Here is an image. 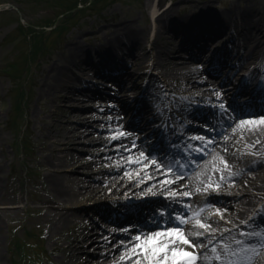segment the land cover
Returning a JSON list of instances; mask_svg holds the SVG:
<instances>
[{"label":"rangeland","instance_id":"obj_1","mask_svg":"<svg viewBox=\"0 0 264 264\" xmlns=\"http://www.w3.org/2000/svg\"><path fill=\"white\" fill-rule=\"evenodd\" d=\"M203 4H209L210 10L215 12H226L232 6L241 10L245 6H253L257 10L255 14L253 13L254 18L258 16V10H264V0H0V264H67L71 258V251L66 246L76 231V221L82 220L91 222L90 234H93L94 237L92 242H83L81 245L85 244V248L80 251H91L95 254L82 264H98L93 262L98 251L111 250L113 254H116L118 251L114 252L111 248L120 243L117 242V237L113 238L114 235L111 232L116 229V226L109 223L110 221H106L104 216L113 217L117 213L116 211H125L139 197L141 199L145 196L170 199L165 192L133 197L116 195L113 198H105L103 196L97 200L79 201L69 207L72 209L77 207L78 211L76 209L73 214H70V211L67 214L65 211L69 223L60 224L59 227L55 225L53 219L58 216L57 212L54 213L57 211L54 209L55 207L41 208L42 203L40 201L50 195H56L54 185L47 178V167H50L66 184L74 176L86 180L84 175L90 176L86 180L89 181V184L102 185L105 183L106 181L102 177L92 178V175L96 174L92 168L93 165L89 168H83L75 164L76 170L68 171V163L72 156L89 162L102 144L104 147H116L118 149L117 152L110 155V158L115 157L117 160L110 168H113V172L105 174L106 177L118 175L121 171L125 172L139 165V163H126L122 159L126 153L125 149L133 151V143L136 142L135 136L141 135L139 131H130L131 134L127 139L124 136L123 146H121L118 138L113 140L111 139L112 136H106L114 130L115 126L122 128L121 124L123 122L125 124L127 117H130L127 114L124 117L119 115L121 112L117 111L119 103L131 105L133 103L131 101L138 95V92H144V90L147 92L148 89L151 92H159L162 97L161 100L151 101L152 103L147 102V105L144 106V112L147 113L146 118L156 119L158 124V113L164 108H161L162 102H170H167L166 99L168 94L172 93L171 89L174 86L169 80L170 75L167 73V69H169L167 59H171L176 65L178 63L175 61L178 59L192 62L193 68L198 70L197 77L199 76L195 81L192 80L189 83L191 87H199V89L187 93L179 92L177 93V101L170 103L171 106H177L166 111L171 113L168 115L171 116L170 118L174 123H180L181 126H184V121L180 122V119L189 122L192 114L188 102L196 99L198 97L196 95H202L208 91L211 96H215L212 98V102L217 103L223 115L230 117L231 120L254 118L257 115L264 118V113L232 115L231 109L229 110L225 106V102L229 101L227 98L231 96L232 92L230 91L232 87L229 86L231 84L230 79L226 78L225 74L223 81L218 83V77L205 73L207 64L203 62V59L207 55H205L204 47L199 54L197 51L189 50L195 47L194 43L200 44L202 39L195 37L192 45L193 41L190 36L184 34L188 32L184 26H173L174 30H172L169 26L171 17L161 13L162 8L172 5L171 14L173 16L194 15L201 11L200 8ZM153 10H155L154 15ZM219 21L218 18H207L205 19L206 24L197 28L200 30H209L210 27L217 28L212 33V39L217 40L212 44V50L209 53L214 50L217 52L220 47H226L224 55L231 57L226 60L227 63L222 65L221 72L222 74L226 72L231 79H235L232 78L233 75L237 77V74L245 68L244 65L237 64L241 59L248 61L254 50H246L244 46H237L235 49V44L229 45L231 42L228 43L226 38L234 39L235 35L242 34L241 29L236 25L219 28ZM195 24L191 30L194 29ZM121 26L139 31L137 40L135 39L133 42L135 50L131 55L122 53L125 48H117V51L112 53L111 60L117 59L118 62L111 61L110 66L113 67V70L116 68L122 70L121 80L112 79L117 77L115 76L117 71L113 75L115 77L104 76L101 79L95 70L91 71L89 67L81 65V63L77 67L71 66L70 71L66 73L74 76H85L84 79L89 82H87L89 88L104 89L109 92L110 97L105 95L98 98L94 97L90 91L89 93L85 91L84 94H87L84 95L82 101L76 103L77 91L62 89L54 91V97L44 98L42 88L48 77L50 59L60 63L68 58L70 61L74 58V50H70L73 43L78 49L79 47L97 46L104 43L106 37L111 36V31L119 29ZM177 29L178 31H176ZM156 32L163 33L162 39L166 40L167 43L162 45H160L162 42L154 43L153 38H155ZM261 32H263L262 36L258 40L263 42L264 31L261 30ZM240 38L242 37L240 36ZM224 42H227V45ZM166 46L172 52H168V55L158 52L160 47L166 48ZM235 50L238 51V55ZM86 54L89 61L93 63L96 58H100L89 51ZM189 54L191 57L188 56ZM81 58H84L83 54H81ZM98 61L100 62V60H96V63ZM126 73H133V80L125 78L124 74ZM200 77L210 81L200 80ZM110 79L112 81H108ZM75 82L72 81L73 85H76ZM67 86L64 85V87ZM123 91H126L127 94H124ZM217 93L220 94L219 98H217ZM113 94L120 100L112 99L110 101L108 98H113ZM97 98L100 102L102 98H106V101H109L110 106L118 113H114L115 115H110L108 118L105 117V119L98 117L104 107L100 105V102L93 105ZM220 103L224 104L225 107L221 108ZM149 105H151L150 109ZM178 105L181 108H178ZM237 106L241 107V105ZM68 113H73L75 116L68 117ZM90 113L98 114V118L87 121L86 116ZM156 120L152 122L156 123ZM67 121L70 122L69 125ZM138 121L141 122V119ZM229 125L230 122L225 125L223 123V127L215 133L213 137L215 143L223 142L221 140L226 134L220 135V133H224ZM73 130L76 131L77 138L69 144H65L64 142L67 141ZM190 130V127H186L183 132L186 134ZM192 134L196 135L195 137H201L199 133ZM231 135L232 140L229 137L226 142L228 149L226 154L230 157L245 153L250 154L248 151H251V147L246 140V135L242 132H234ZM106 139L108 140L106 141ZM146 139L147 137L143 138L142 141L144 142ZM44 140H46V145L41 143ZM139 144L141 145V143ZM50 148H55V150L51 151ZM145 156L149 157L148 155ZM148 160L143 162L146 163ZM151 168L156 170L155 165ZM242 172L246 174L245 177L249 176L246 184L257 183L260 181L259 179L264 178V161L249 163L242 169ZM134 177L136 176L134 175ZM238 177L237 175V177L229 180L236 183ZM255 183L252 184V188ZM84 189L86 188L79 187L65 197L69 198V201L77 200L78 195ZM254 193H258L255 199L259 196V199L254 202L256 205L246 212L244 210L247 208H242L240 217H235L236 214H234L236 204H227L232 200H239L242 196L239 191L222 192L219 190L218 192L203 194L200 196L201 199L213 198L200 207L198 212L202 213V216L199 219L217 229L214 234L215 239L219 237L217 234L222 233L226 226H235L234 230H236L237 225L235 224H238L242 219L244 220L248 215L260 213L261 209H264V190L254 189ZM59 198L58 201L63 202L62 197ZM186 198L182 197L178 202L187 205L189 199ZM174 202L176 201L174 200ZM112 207L115 208V213L110 214L109 210H112ZM201 209H203L202 212ZM217 209L223 213V220L214 214ZM209 213H213V215H209ZM183 217L189 220L187 223L189 227L193 226L194 219L192 218L194 216L184 213ZM165 229L166 227H163L161 231ZM210 237L212 238L206 233L203 237L197 238L202 242ZM96 245L97 247H95ZM126 246H128V242L124 245V247ZM258 257L260 258L254 264H263L264 253L263 255L259 254ZM109 258L110 255H105L103 262L112 264ZM129 262L126 261L125 264Z\"/></svg>","mask_w":264,"mask_h":264},{"label":"bare ground","instance_id":"obj_2","mask_svg":"<svg viewBox=\"0 0 264 264\" xmlns=\"http://www.w3.org/2000/svg\"><path fill=\"white\" fill-rule=\"evenodd\" d=\"M202 7L200 8L201 11H199L198 13L194 14V15H184L181 17H176L173 16L172 13V5H168L164 8H162L161 13L162 14H168L171 17V21L169 20L170 23V27L172 30H174L172 27L174 26H184V28L186 29V36H190V39L194 40L195 37H200L202 39V41H200V43H202V45H200V47H198L197 52L199 54V52L202 50L203 51V47L205 50H208L212 44H214V42L217 39H212L213 37V32L217 30L216 27H210L209 30L207 29H202L200 30V28H197L199 25L204 26L206 24L205 19L207 18H218L219 21V28L221 26H230V25H236L238 28H240L241 33L239 36L235 35L234 41L233 42H237L238 45H234L235 49L237 48V46H240L244 48H246V50H250L253 49L254 53L252 54V56L249 58L248 61H246L245 59H241L240 56V61L237 65H246L245 66V70L247 68H249L251 65L256 64L255 67L256 68H260L259 66H257V60L260 57V55L262 53H264V41H259V37L262 36L261 30L264 31V10H258L259 14L257 17H253V13L255 14V11H257L256 9H254L253 6H245L244 9H238L235 7H231L228 11H223V12H215L210 10V5L209 4H203L201 5ZM155 10H153V15H154ZM159 12V11H158ZM199 19V20H198ZM217 22V21H216ZM195 27L193 30H191V28L194 26ZM184 29V31H185ZM189 29V30H188ZM252 30V31H251ZM178 31V29L176 30ZM250 31V32H248ZM139 31H136L134 29H130L129 27L126 28V26H121L119 27V29H114L113 31H111V36L110 37H106L105 38V42L101 43L97 46H93V47H79V49L74 45H71L70 50H74L73 52V56L74 58L71 59L70 61H68V59H65V61L63 62H55L51 60V65L49 67L48 70V77L47 80L44 82V87L42 88V91H44V98L45 99H49L51 97H54V91H60V90H67V91H77L78 95L75 98V102L79 103L82 101V99L84 98V91H87V79L85 80L84 78H86L85 76H74V75H68L66 74L68 71H70L71 66H79L80 63L81 65H85L86 67H89V69H91V71L93 70H99V69H104L105 67H108V65L104 62V60H106L107 58L111 57L114 53L116 52L117 48H125L124 50H122L124 55H131L133 53L134 49V45L133 42L139 35L138 33ZM163 33H159L156 32L155 34V38H153L154 43H161L165 44L167 43L166 40H163ZM188 36V37H189ZM240 36L242 38H240ZM223 38V37H221ZM200 39V40H201ZM209 40V41H208ZM229 41L232 40L231 37H229L228 39ZM125 41V42H124ZM232 42V43H233ZM221 50L217 53L218 54V61L215 62L213 68L216 70L218 68H221V63L224 62V57H221V55L224 52V48L221 47ZM204 50V51H205ZM223 50V51H222ZM87 51L95 53L97 56L100 57V60L102 62H100V64H95L91 61H89V58L87 57ZM230 51H233L232 49H230ZM159 53H164L166 55H168V52H172V50L170 51V49H168V47H160ZM236 54L238 55V51H236ZM113 53V54H112ZM259 53V54H258ZM81 54H83L84 58H81ZM80 56V57H78ZM189 57H191L190 55H188ZM122 57V56H121ZM212 57V56H211ZM102 58V59H101ZM252 58V59H251ZM121 60V58H120ZM107 61V60H106ZM175 62L178 63V65L173 64V62L171 61V59H167V65L169 66L168 70V74L170 75L169 80L172 81V83L174 84L173 86V91H183V92H189V91H196L197 89H199V87H191L190 86V82L192 80H196L198 77V70H195L193 68V64L192 62H188L186 60H181L178 59ZM123 63V62H122ZM123 68V66H122ZM122 71V70H121ZM121 71H119L117 73V80H121ZM197 71V72H196ZM242 72V71H241ZM240 72V73H241ZM97 73V72H96ZM239 73V74H240ZM120 74V75H119ZM228 74V73H227ZM124 77L129 78L131 80H133L134 78V74L133 73H126L124 74ZM196 77V78H195ZM120 78V79H119ZM234 78V77H232ZM256 75L252 72L249 73L247 80L250 82L251 81H257L259 82L258 79H255ZM204 78L200 77V80H203ZM168 80V81H169ZM72 81H76V85H73ZM206 81H210V80H206ZM78 83V84H77ZM89 83V82H88ZM67 86V87H64ZM242 88H244V85L241 86V89L239 90V92L236 95H239L242 93ZM136 89V87H135ZM136 91V90H135ZM143 92V91H142ZM140 91V93L138 92V96H136L133 100L136 102H141V106L138 107V111L142 110V103L144 100L147 99H155L157 97V93L154 94L155 92H151L149 89L147 90V92L144 90V92L142 93ZM124 94H127L126 91H123ZM213 94V93H212ZM244 96V95H243ZM63 97V96H62ZM211 97L210 92H204L202 93V98L201 101L204 102L206 99H209ZM99 98V97H98ZM95 100L93 102V105H97L99 104L100 101ZM172 100H175V97L172 96L171 97ZM252 101V99H251ZM91 103V102H89ZM47 105V104H46ZM45 105V107H46ZM100 105H102V107H106L109 108L110 102L106 101V98H102V101L100 102ZM87 106V105H86ZM48 111V110H47ZM236 113H241L240 109L235 110ZM102 112L100 113V115L98 117L104 118L109 116V112H111V108L109 110V112ZM98 114L96 113H90L87 114V121L89 120H93L98 118L97 117ZM70 116H75V114H71L68 113V117ZM237 116V115H234ZM100 118V119H101ZM248 119H260L259 117H254V118H248ZM248 119H242V120H248ZM102 120V119H101ZM242 120H231L230 119V125L227 126L224 135L226 134L225 137H227V139H225V137L223 138V142H219L216 144V146L214 145L212 152L208 155V157L206 158V160L204 162H202L199 166V170L198 172L190 179L185 180L184 182H176V185L173 184H168V185H161L160 181L163 180H174L171 179V177L167 176V175H162L159 174V172L154 171L153 168H151L152 165H150L147 169L140 171L143 168V164H147L145 162L139 163L138 166H136L135 168L129 169L128 171H121L120 174L118 175H114L111 177H106L105 174H108L110 172H113V168L110 169L113 164L115 163V161L117 160V158H110V155L117 152L118 149L115 148H110V147H104L103 144L95 151L94 153V157L91 161L89 162H84L81 158L76 157V156H72L69 160L68 166L69 169L68 171H73L76 170L77 167H75V164H78V167H83V168H89L93 165L92 168H94V170L96 171L95 175H92V178L96 179L97 177L99 178H104L106 181L105 183H103L102 185L99 184H89V181H86L89 179L90 176H85L86 180H83L81 177L79 176H74L72 177V179H69L68 184L64 183L63 181L60 180L59 176L50 168L47 167L48 170V174H47V178L50 180L51 184L54 185L55 187V191H56V195L52 196H48L45 199L40 200L42 205L41 208H45V209H49V208H54L57 211H54V213L57 212L58 216L57 218H53L54 219V223L56 226L59 227V225H63L64 223H69V218L67 217L68 211H70V214H73L74 212H76L75 210L77 209V207L69 208L71 206H73L74 204H76L79 201H85V200H97L100 199L101 197L105 196V198H113L116 195H124L127 197L131 196H136V195H144V193H147L148 188H152V191L155 193H165V192H170V191H176L177 193H181L184 190H186L187 192H190L191 195L188 196L190 198V200H192V202H197L200 200V196L203 194H207L209 192H218L219 190H221L222 192H227L231 190H236L239 191L240 193H242V196H240L238 201H234L232 200L230 203H227L228 205L230 204H236V208L234 209V214H236L235 217H240L241 213H242V208H247L244 211L246 212L248 209H252L256 203L255 200L259 199V196L257 199L256 195H258V193H254V189H258V190H264V178L263 179H259L260 181H257V183H255V186L252 188V184L254 183H249L246 184L247 182V177L245 173L242 172V169L249 165V163H255L258 161H264V125H260L257 128H253L252 130H249V126H245L242 129H237L236 132H242L243 134L246 135V140H248L249 146L251 147V151L250 154H241L240 156H228L226 153L228 152L227 149V144L226 142L228 141L229 137L232 140V135L233 129L236 128L237 124L240 123V121ZM115 122V121H113ZM67 124L69 125L70 122L67 121ZM121 124V122H120ZM127 129H123L119 126H115L114 130L109 133L106 137L108 136H113L116 132H124L126 133ZM73 133L70 135L69 138H67V141L64 142L65 144H69L72 140H74L75 138H77L76 135V131L73 130ZM127 134V133H126ZM129 134V133H128ZM130 135V134H129ZM129 135H125V138L127 139L129 137ZM125 138L124 136L119 137L118 139L120 140L121 144L125 142ZM108 139H106L107 141ZM104 141V140H103ZM102 141V142H103ZM257 141H259V143H257ZM43 145H46V140L41 142ZM101 143V142H100ZM225 143V144H223ZM123 146V144L121 145ZM51 151L55 150V148H50ZM131 156L133 158V160L138 159L139 158V154L138 151L134 150L133 152H128L126 155H123L122 159L124 161H126V163H131L128 161V157ZM214 157H223V159L227 162L228 165V169L226 171L223 172H217L214 171V166L215 167H219L220 169L224 168V165L222 163H220V160L214 159ZM44 161V160H43ZM149 163V162H148ZM105 168H107L105 170ZM90 170V169H88ZM137 171H140V176L139 177H134L135 173ZM132 173L133 174V179L129 180V178L125 175V173ZM230 173L232 175H230ZM159 174V176H158ZM197 174H200L199 176ZM221 175H223L225 177L224 180H221L220 177ZM238 177V180L236 183L231 182L229 179H233L234 177ZM148 177H152V179H148ZM209 177L212 178L213 180V187L209 188L207 191H203V189L205 188V186L209 183ZM91 178V179H92ZM144 180L145 182L143 184H140L139 181L140 180ZM229 180V181H227ZM216 184H219V188L217 189L215 187ZM79 187L81 188H86L84 189V191L79 194V198L77 200L74 201H69V198L65 197L67 195H69L70 193L72 194L73 191L77 190ZM199 187L202 189V191L200 192H196L195 189ZM184 189V190H182ZM151 195V194H150ZM137 196V197H138ZM62 197L63 202L58 201L60 198ZM180 197V195H179ZM145 198H148L145 196ZM157 198H148L144 199V201H142V205L144 207L148 206L149 203H155V204H160V205H164L163 203V199H161L160 197ZM211 199L213 197H210ZM57 199V200H56ZM175 199H179V198H175ZM174 198H172V200H175ZM61 203V204H59ZM56 204V205H55ZM148 204V205H147ZM221 204H224V202H221ZM55 205V206H53ZM84 209V208H83ZM112 210H109V212L114 211L115 208H111ZM67 214H66V212ZM78 211V209H77ZM243 211V212H244ZM244 212V213H245ZM91 222H85L84 220L82 221H76V226H75V233L74 235L70 238L66 248L71 251L70 253V260L68 261L67 264H82L85 260L89 259V257H93V252L91 251H80L82 248H85V244L81 245L83 242H92L93 240V234L91 235ZM227 228V227H226ZM185 232L186 235L189 236L190 239H196L195 237L191 236L190 234L194 231H202L199 228H182ZM142 231V230H140ZM156 231H160V230H150V231H143L141 232L139 235H147L149 233H154ZM138 235V234H137ZM212 239L210 238H206L204 241L205 243H207L208 240ZM203 241V242H204ZM198 243H202L201 241ZM131 245L128 243V247H130ZM97 247V245L95 246ZM94 247V248H95ZM181 247H185L186 250L188 251H192L191 248H187V246L181 245ZM112 250H114V252L118 251V253L113 254V252H111V250L109 251H102L96 254V259L93 260L94 263H98V264H106L103 262V257L105 255H110V262L112 264H119L120 263V257L121 255H123L126 251L127 248L122 246L121 244L111 248ZM85 250V249H84ZM201 251V250H200ZM199 251V252H200ZM248 254H250L251 252H247ZM263 253H264V248H263ZM262 253V255H263ZM209 256L211 257L212 255L210 254V252H204L203 254H201V260L199 261L198 264H206V262L203 260V256ZM261 257V256H260ZM257 257L255 262H257L258 258ZM133 259H136V257H133ZM129 262V261H128ZM214 262H212L213 264ZM127 264V263H126ZM128 264H131V262H129ZM258 264H262V263H258ZM264 264V263H263Z\"/></svg>","mask_w":264,"mask_h":264},{"label":"snow or ice","instance_id":"obj_3","mask_svg":"<svg viewBox=\"0 0 264 264\" xmlns=\"http://www.w3.org/2000/svg\"><path fill=\"white\" fill-rule=\"evenodd\" d=\"M217 98H219V93L216 94ZM221 108H224V104H220ZM260 125H264V118L260 119H248L242 120L239 124H237L236 128L233 129V132L237 131V129H242L245 126H249V130L253 128H257ZM127 135L124 132H116L111 139L115 140L119 137ZM191 139H199L203 140V137H191ZM227 139V137H225ZM211 143V141H208ZM259 143V141H257ZM133 147L135 144L133 143ZM130 151V149H126ZM199 151V149H198ZM219 159L220 163L224 165L223 169L214 166V171L223 172L228 169L227 162L223 159V157H214V159ZM128 161L131 163H142L144 160L148 158L141 153L138 159L133 160L131 156H129ZM150 165H157L155 160H151L147 164H143V168L140 171L147 169ZM157 171L161 170V166L157 165ZM140 171L135 173L136 177L140 176ZM171 172V169L168 172L162 173L164 175H168ZM125 175L129 178V180L133 179V174L126 172ZM198 176L200 174H197ZM230 175H232L230 173ZM148 179H152V177H148ZM177 180L183 179V175H178L176 177ZM221 180H224L225 177L221 175ZM145 181L140 180L139 183L143 184ZM175 183L174 180H163L160 181V184L168 185ZM213 187V180L209 177V183L205 186L203 191H207L209 188ZM215 187L218 189L219 184H216ZM196 192L202 191L201 188L197 187L195 189ZM145 195L151 194L156 195L155 192L152 191V188H148L147 193ZM170 197H176L178 195L188 197L191 195L190 192H181L177 193L176 191H170L167 193ZM203 209H201V212ZM215 215L220 216V219L223 220V213L219 209L214 213ZM209 215H213V213H209ZM200 216V212L195 213L194 217V228L203 229V231H194L190 235L193 237H203L206 233L212 236V239L208 240L207 243H197L189 238L188 235L185 234L184 230L180 227H174L165 229L163 231H156L154 233H149L147 235H136L129 241L130 247H127V251L121 255L120 264H125L126 261H130L131 264H198L201 260V254L198 253L197 249H208L209 245H212L210 248V252L212 256L209 257L207 255L203 256V260L206 264H212L213 261L217 262V264H251L253 260V256H243L241 257V252L247 253L252 252L258 254V248L256 245H248L245 240L237 239L235 235H232L230 238H224L218 242V246L213 244V240L215 239V233L217 229L213 228L211 224L206 223L200 220L198 217ZM176 220L179 224H187L189 223L188 219L181 218L179 216L176 217ZM262 223H264V217L261 218ZM244 223V222H242ZM231 229H223L221 235L224 232L231 233ZM241 237H248L249 240L256 239L257 241L264 242V229H253L249 232L241 231L239 233ZM227 241V242H225ZM123 243V242H122ZM181 245L187 246V248H191L192 251L186 250L185 247H181ZM236 245L237 247H233ZM260 247H264V243L259 244ZM136 257V259H133Z\"/></svg>","mask_w":264,"mask_h":264}]
</instances>
